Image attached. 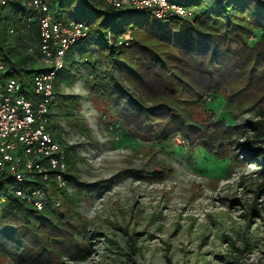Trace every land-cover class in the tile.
I'll return each instance as SVG.
<instances>
[{"label": "trees", "instance_id": "trees-1", "mask_svg": "<svg viewBox=\"0 0 264 264\" xmlns=\"http://www.w3.org/2000/svg\"><path fill=\"white\" fill-rule=\"evenodd\" d=\"M47 1L64 18L87 22L92 37L75 45L81 54L93 45L107 63L102 73L90 78V87L114 113L115 129L121 124L126 137L146 143L163 144L175 134L191 145L205 140L203 150L217 160L228 159L224 147L229 145L236 159L252 164L256 175L264 178V0H173L199 8V15L192 20L168 21L144 12L120 11L103 0ZM6 6L17 18L7 22L0 14L3 77L18 80L31 96L29 79L35 64L27 47L36 46L38 27L36 21L27 24L29 12L22 0H9ZM122 14L125 18L120 19ZM120 23L123 28L118 29ZM8 26L14 29L11 35ZM126 29L132 37L127 45L108 38V33L116 37ZM98 33L103 38H98ZM68 53L54 80V90L59 83V94L55 92L50 108L59 98V110L54 115L67 118L75 126L79 123L72 109L78 95L60 91L61 83L71 86L79 76L78 61L73 56L69 60ZM219 97L224 102L221 112L235 116L251 108L256 118L243 123L217 118L207 104ZM198 108L210 111L207 123L193 119ZM49 119L50 132L60 140L62 129L51 123L53 114L49 113ZM213 143L223 146L221 153L211 149ZM71 149V145L65 146L66 186L53 189L59 207L47 205L38 211L12 192L14 181L0 174V255L16 264L85 262L91 245L99 242L100 236L106 237L97 230L89 231L76 208L99 194L109 181L81 180L71 167ZM133 174L142 177L137 170ZM168 174V170H157L148 177L161 181ZM129 240L133 241L129 242L133 253L136 241ZM217 257L225 264H249L240 262L239 257ZM130 258L129 264H146ZM166 261L172 264L169 257Z\"/></svg>", "mask_w": 264, "mask_h": 264}, {"label": "rangeland", "instance_id": "rangeland-1", "mask_svg": "<svg viewBox=\"0 0 264 264\" xmlns=\"http://www.w3.org/2000/svg\"><path fill=\"white\" fill-rule=\"evenodd\" d=\"M9 10L0 8V14L7 22L16 20ZM77 49L72 47L67 58L78 61L79 76L71 86L61 83L60 91L78 95L72 112L79 125L54 115L59 98L50 108L51 123L62 129L57 140L71 145V167L81 180L109 183L76 208L89 231L106 237L91 245L85 262L69 264H129L130 256L146 264H168L166 257L172 264H225L217 256L264 264V178L252 164L236 159L229 145L224 147L228 159L217 160L203 150L205 140L191 145L180 134L182 145L171 139L163 144L129 139L121 124L115 129L114 113L90 87V78L104 71L106 61L93 45L84 54ZM223 105L219 97L207 109L229 123L257 116L251 108L229 116L221 112ZM209 116L210 111L200 108L193 113L199 124L207 123ZM213 145L211 149L221 153L223 146ZM135 170L142 177L134 175ZM157 170L169 174L161 181L148 177ZM129 237L136 241L133 253ZM0 264L16 263L0 255Z\"/></svg>", "mask_w": 264, "mask_h": 264}, {"label": "built area", "instance_id": "built-area-1", "mask_svg": "<svg viewBox=\"0 0 264 264\" xmlns=\"http://www.w3.org/2000/svg\"><path fill=\"white\" fill-rule=\"evenodd\" d=\"M8 2L0 0V6ZM103 2L120 11L144 12L163 21L192 20L199 15V8L173 0ZM22 5L29 12L27 24L36 21L38 27L36 46L27 47L38 69L29 79L32 92L29 96L18 80L3 77L5 63L0 57V174L14 181L12 192L16 196L41 211L47 205L59 207L53 189L66 186L68 169L65 146L49 130L50 105L55 99L54 80L65 65L69 49L92 35L86 21L64 18L47 0H22ZM7 33L13 34L14 29L8 26ZM108 38L127 45L132 38L131 31L126 29L116 37L108 33ZM171 142L184 143L177 134L171 137ZM19 183L25 187L17 186Z\"/></svg>", "mask_w": 264, "mask_h": 264}]
</instances>
